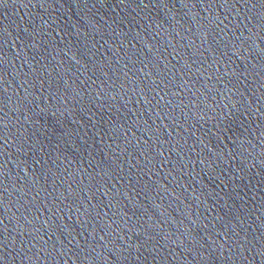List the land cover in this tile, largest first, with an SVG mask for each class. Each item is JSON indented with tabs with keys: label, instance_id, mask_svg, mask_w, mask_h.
Returning a JSON list of instances; mask_svg holds the SVG:
<instances>
[{
	"label": "water",
	"instance_id": "95a60500",
	"mask_svg": "<svg viewBox=\"0 0 264 264\" xmlns=\"http://www.w3.org/2000/svg\"><path fill=\"white\" fill-rule=\"evenodd\" d=\"M0 264H264V0H0Z\"/></svg>",
	"mask_w": 264,
	"mask_h": 264
}]
</instances>
